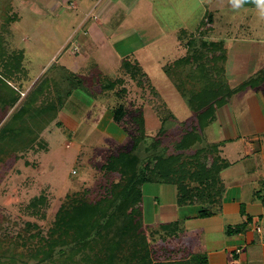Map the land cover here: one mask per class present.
Masks as SVG:
<instances>
[{
  "label": "rangeland",
  "instance_id": "obj_1",
  "mask_svg": "<svg viewBox=\"0 0 264 264\" xmlns=\"http://www.w3.org/2000/svg\"><path fill=\"white\" fill-rule=\"evenodd\" d=\"M0 2L7 5L6 0H0ZM148 12L149 10L146 9L142 14L146 13L147 15ZM187 12L190 11L187 10ZM192 12L195 16L194 22L198 21L200 10H195V12L193 10ZM45 13V11H39L41 19H45ZM72 13L71 10H68L61 16L51 15L52 17H46L47 22L45 25L40 23L42 20L31 19L27 16L21 21L10 25L11 34L5 35L6 48L9 52L14 50L23 52V67L26 75L19 77L21 84L19 102L14 108L9 109L5 116L3 115L4 118L1 123L8 118L10 113L20 107L26 95L44 77H53V81L59 84L67 76L68 73L65 71L67 67H64L63 59L66 56L69 57L71 52H78V54L76 52L71 56L77 59V71L79 72L74 74L78 78H72L71 76L69 79L72 78L73 81H76V79L81 80L83 86L78 87L75 84L74 87V85L68 86L67 82L63 83L67 91L61 92L64 95L62 107L58 114L59 124L56 126L55 121L54 124L50 125L54 129L52 130L49 127L52 131L49 133V130H46L47 133L43 132L41 136L42 146L35 145L31 150L19 151L12 157L7 158L4 163H0V237L3 235L15 236L25 222L37 223L43 228V231H46L51 225L57 209L62 203L66 202L67 197H74L77 194L93 200L104 194L105 189L111 184L119 181L120 176L118 173L106 174L102 167L109 155L133 147L134 139L138 136V128L134 119L139 115L143 120L148 118L145 138L139 144L141 152H143L142 148L150 146L153 141L155 145L160 141L159 145L151 149L152 151L150 150L151 153L161 150L167 151L168 154L175 153L174 146L181 142L183 126L187 122V126L190 127L192 120H194L189 106L162 70L163 66L173 63L186 54L185 46L183 48L185 50H178L174 40L176 37H170L171 33H169V35L160 38L159 41H155V45L152 44L146 51L138 54L141 56V64H137L148 78L147 81L138 84L137 79H133L126 74L122 66L113 63L114 58L108 56L105 43L101 45L103 50L91 49L92 51L86 47L88 43L84 44L83 48L86 52L87 50L90 52L91 58L86 61L84 56H79L82 51H78L79 49L74 48L75 45L72 44L73 40L79 36L78 33H75L78 29L77 23L72 18ZM150 13L151 11L149 16ZM259 17L261 19L257 22H248L246 25L238 26L232 25V27L219 21L214 27V40H222L225 43V38L235 36L263 39L264 20L262 18H264V15ZM152 18L155 23L154 18L156 17L153 15ZM151 19L148 20L149 24L147 25L145 23H142L143 25L132 24L135 26V31L146 42H149L151 38L155 37L154 34H157V26L152 24ZM132 21H138V18L132 19ZM202 25H204V21H202ZM193 26L188 27L190 31L188 37L190 38H194L205 27L202 26L203 28L196 31V23ZM159 27V34H166L163 26ZM144 28L148 30L145 31ZM208 36L206 38L209 39L210 36ZM66 39L71 40L66 42ZM209 40L214 41L211 37ZM228 48L227 57L229 56ZM230 57H233V54ZM134 59L135 57L129 58L127 61L134 65L136 64L133 61ZM262 62L261 67L257 68L253 74L264 68V61ZM56 72L57 74H55ZM118 79L122 83L113 91L104 90L105 85L107 86L109 82ZM237 81L239 82L240 79ZM236 83L231 82L234 86H236ZM53 84L50 88L52 93H49L51 99L55 97V92L52 90L55 84ZM11 85L17 86L14 82ZM249 91L247 89L232 97L229 105L220 109L218 122L225 119L229 123L232 121V125H234V120L249 124L251 120L249 117L258 113L256 111L258 108L257 98L264 96V86L259 91H253L258 93L257 96ZM45 95L48 98V93ZM119 106L125 108V115L120 121H115V109ZM162 121H167L164 122L166 132L163 136L159 134ZM250 128L253 129L252 122ZM202 135V143L189 145L185 142L182 145V148L185 145L187 146L184 150L185 155H191L195 149L205 147L207 144L211 145L213 143L210 141L220 139L218 124L209 126ZM259 140L261 141H252L254 155L234 157V160L238 161V166L253 172L252 178L257 177L261 180L258 179L259 182L244 184L245 194L248 193L246 195H249L248 199L251 198L252 191L256 190L257 192L264 188V153L260 149L261 145L264 147V135ZM234 151V144L227 145L228 153L220 156L221 158H233ZM173 186L162 183H146L142 186V205L146 207V210H144L145 216H143L145 225L149 224L147 223L149 221L147 214L150 215L153 208L154 199H151L149 194L155 189L167 188L170 190ZM261 196L264 198V194ZM40 197L46 199L45 207L42 206L41 208L45 209L43 217L34 216L31 210L27 208L28 203L33 198ZM155 200L156 203L161 202L159 198ZM246 201L248 202V200ZM253 205H260V203L255 201ZM202 208L203 206L194 205L187 208H178L177 211H179V216L183 218L187 215L193 216ZM216 208V205H211L208 209L215 210ZM242 210L244 211V206H242ZM201 223L203 222L198 220L195 225L200 228ZM178 224V227L182 228L183 224ZM152 230H147L150 245L154 249L160 246L164 259L172 258L170 255L171 245H168L166 241H161L157 236H152L150 234ZM200 240L198 242L203 246V249L200 250L204 251L205 242L202 243ZM190 242H192V245L199 246L198 242L194 244V238ZM215 243L217 244V242ZM199 257L201 258L200 255L195 257V261H198Z\"/></svg>",
  "mask_w": 264,
  "mask_h": 264
},
{
  "label": "trees",
  "instance_id": "obj_2",
  "mask_svg": "<svg viewBox=\"0 0 264 264\" xmlns=\"http://www.w3.org/2000/svg\"><path fill=\"white\" fill-rule=\"evenodd\" d=\"M16 20L17 17L11 14L8 4L6 8H1L0 163L19 151L31 150L35 145L42 146L43 132L52 131L54 128L50 125L55 121L56 126L59 124L58 112L64 95L61 92L67 91L63 83L67 82L68 86L74 87L75 84L83 86L81 80H71L78 76L69 72L59 84L53 81V77H44L26 95L20 107L1 123L6 112L19 102V77L26 75L23 52H9L6 48L5 35L10 33L9 26ZM202 26L205 25L200 28ZM207 30L208 28L197 33L194 38L186 34L185 56L162 68L189 106L194 118L190 127L186 122L184 129H181V142L174 146L175 153L168 154L164 150L151 153V149L159 145L160 141L156 145L153 141L150 146L142 148L141 152L139 144L145 138V128L144 120L139 115L134 119L138 136L134 139L133 147L109 155L102 167L106 174L118 173L119 181L111 184L104 194L93 200L77 194L67 197L66 202L57 209L46 231L37 223L25 222L15 236H1L0 264H205L204 257H199L200 261H179L173 258L166 260L161 254L160 246L154 249L150 245V237H147L149 228L143 221L141 189L146 183L174 185L176 204L179 207L203 206L198 214L199 218L211 217L214 212L208 208L221 201L225 188L220 172L229 166V162L221 158L220 145L207 144L195 149L191 155L184 154L187 146L182 148V145L185 142L189 145L202 143V133L215 121L216 112L227 105L234 95L247 89L263 88L264 68L232 87L225 72L227 45L223 41L206 38ZM122 67L126 74L137 79L138 84L148 80L137 64L132 65L127 60H122ZM12 82L17 86H12ZM121 83L119 79L109 82L104 90L113 91ZM52 84L55 86L52 89L55 92L53 99L49 96ZM47 93L48 98L45 95ZM124 115L123 106L115 109V121H120ZM164 122L162 121L159 129L162 136L166 132L167 121ZM263 192L264 188L256 192L262 204ZM45 204L44 197L33 198L27 208L34 216L43 217L45 209L41 208ZM248 222H252V218L246 217L244 224L228 225L225 234L232 236L242 233ZM178 225L162 224L155 228V233H161V229L171 235L168 230L173 228L175 231Z\"/></svg>",
  "mask_w": 264,
  "mask_h": 264
},
{
  "label": "crops",
  "instance_id": "obj_3",
  "mask_svg": "<svg viewBox=\"0 0 264 264\" xmlns=\"http://www.w3.org/2000/svg\"><path fill=\"white\" fill-rule=\"evenodd\" d=\"M5 3L9 5L11 14L17 17V20L11 25L27 16L31 19L42 20L40 23L45 25L46 17L61 16L71 10L72 18L77 23L78 30L75 33L79 34L72 44L75 45L74 48L79 49L78 51H82L79 56H84L86 61L91 58L90 52L87 50V53L84 50V44L88 43L86 47L90 50H103L101 45L105 43L108 56L114 58L113 63L120 66H122V60L134 57L133 61L136 64H141V56L138 54L146 51L152 44L155 45V41H159L169 33H171L170 37H176L174 40L178 50H185L183 49L186 42L185 35L190 32L188 27H194V23H196V31H198L204 21V28H208L207 36L209 35L214 40V27L219 21L232 27V25L257 22L261 19L259 16L262 15L254 0H245L239 8H234L229 0H6ZM3 7L6 8L7 5L0 2V10ZM146 9L153 14L150 13V16L149 12L147 15L146 13L142 14ZM198 9L200 16L198 21L194 22L195 16L192 11L195 12ZM187 10L190 12L188 13ZM39 11L46 12L45 19H41ZM153 15L156 17L154 18L155 23L153 18L151 19ZM131 18L133 20L138 18V21L131 22ZM189 18L191 19L189 20ZM149 19L153 21L152 24L157 26V34H154L155 37L146 42L135 31V26L132 24L143 25L142 23H145L147 25ZM262 19L264 20V18ZM159 26H163L166 34H159ZM204 28L203 30H205ZM146 30L148 29L146 28ZM157 36L160 37L156 38ZM71 39H66V42ZM224 42L229 47V56L225 67L226 76L230 84L237 82V86L261 67L262 61H264V38L235 36L225 38ZM76 52H71V55ZM231 54L238 59L230 57ZM71 55L63 59L64 67H67L65 71L77 74L79 72L77 71L78 62ZM253 91L255 90L249 92L255 93L254 96H257L258 93ZM249 92L248 94H250ZM257 99L258 108L256 111L258 113L249 117V119L251 118L249 124L234 120V125H232V121L229 123L225 119L218 122L220 109L229 105L231 100L216 112V119L211 124H218L220 129L221 138L210 141L220 145V155L228 153L227 145H235L233 158H223L229 162V166L220 172V179L225 189L220 203L216 204L217 208L212 210L214 214L211 217L199 218L200 210L193 216L180 217L177 209L192 205L183 207L176 205V188L173 185H170L173 186L170 190L167 188L155 189L149 194L150 198L154 200L152 211H149L150 215L147 214L149 220L147 223L149 224L146 226L153 229L150 233L152 236H157L161 241H166L168 245H171L170 255L174 260L193 261L194 259L195 261V257L200 255L205 258V264H264V204L260 201L261 198L256 194V190L252 191L250 199H248L249 195H246L248 193L245 194L244 191L245 183L259 182L260 178H252L253 172L238 166V161L234 160V157L237 158L240 155H254L252 141H261L259 138L264 135V96ZM147 119H144L145 130H147ZM251 122L253 129L250 128ZM260 149L264 153L262 145ZM156 198L161 199V202L156 203ZM255 201H258L260 205H253ZM242 206H244L243 214ZM144 210L146 207L142 205L143 216H145ZM246 217L252 218V222L246 224L242 233L232 236L225 234V228L228 225L244 224ZM198 220L203 222L200 228L195 225ZM166 223H181L183 225L182 228H175V231L173 228L169 229L171 235L161 229V233H155L157 228ZM193 238L194 244H197L198 240L202 238L200 241L205 242L204 251L200 250L203 249V246L199 242V246L192 245L190 241Z\"/></svg>",
  "mask_w": 264,
  "mask_h": 264
},
{
  "label": "clouds",
  "instance_id": "obj_4",
  "mask_svg": "<svg viewBox=\"0 0 264 264\" xmlns=\"http://www.w3.org/2000/svg\"><path fill=\"white\" fill-rule=\"evenodd\" d=\"M229 2L234 8H239L245 0H229ZM254 3L260 9L261 14L264 15V0H254Z\"/></svg>",
  "mask_w": 264,
  "mask_h": 264
}]
</instances>
